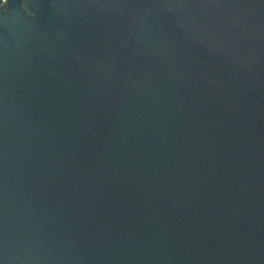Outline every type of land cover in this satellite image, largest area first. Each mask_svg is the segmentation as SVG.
<instances>
[{
    "label": "water",
    "instance_id": "water-1",
    "mask_svg": "<svg viewBox=\"0 0 264 264\" xmlns=\"http://www.w3.org/2000/svg\"><path fill=\"white\" fill-rule=\"evenodd\" d=\"M0 264H264V0H0Z\"/></svg>",
    "mask_w": 264,
    "mask_h": 264
}]
</instances>
